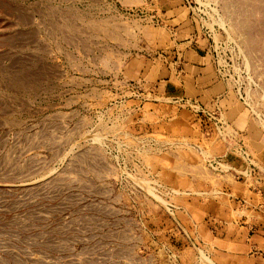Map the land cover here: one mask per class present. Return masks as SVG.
Returning <instances> with one entry per match:
<instances>
[{
    "label": "rangeland",
    "instance_id": "374dc122",
    "mask_svg": "<svg viewBox=\"0 0 264 264\" xmlns=\"http://www.w3.org/2000/svg\"><path fill=\"white\" fill-rule=\"evenodd\" d=\"M262 231L264 0H0V264H252Z\"/></svg>",
    "mask_w": 264,
    "mask_h": 264
},
{
    "label": "crops",
    "instance_id": "0c3cea01",
    "mask_svg": "<svg viewBox=\"0 0 264 264\" xmlns=\"http://www.w3.org/2000/svg\"><path fill=\"white\" fill-rule=\"evenodd\" d=\"M238 232V231H237ZM236 232V233H237ZM263 234V237H264V231L261 232V235ZM259 235V234H258ZM259 235L258 237H254V239H251V243L250 244H255V245H259V244H262L261 240H263L262 236ZM243 238V239H242ZM259 239V240H258ZM261 239V240H260ZM235 242L236 243H239V249L237 250V253L240 254L243 258H244V253L243 251L246 250V247L247 246L245 244V233H242V231L239 232V234L236 236V239H235ZM250 246V245H249ZM245 249V250H244ZM243 253V254H242ZM258 256V255H257ZM260 256V255H259ZM250 263L252 264H264V258L263 257H255L253 259H251L249 261Z\"/></svg>",
    "mask_w": 264,
    "mask_h": 264
}]
</instances>
